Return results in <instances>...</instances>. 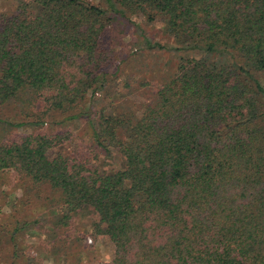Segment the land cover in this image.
I'll list each match as a JSON object with an SVG mask.
<instances>
[{
    "label": "trees",
    "instance_id": "1",
    "mask_svg": "<svg viewBox=\"0 0 264 264\" xmlns=\"http://www.w3.org/2000/svg\"><path fill=\"white\" fill-rule=\"evenodd\" d=\"M102 1L22 0L0 12V106L86 116L96 146L124 166L59 150L67 131L12 129L44 122L0 118V172L59 191L51 235L94 213L96 237L114 246L108 264H264V0ZM128 15L162 19L176 49L194 54L139 113L77 112L104 94L105 35ZM32 220L0 221L13 251L0 264H17L16 237Z\"/></svg>",
    "mask_w": 264,
    "mask_h": 264
},
{
    "label": "rangeland",
    "instance_id": "2",
    "mask_svg": "<svg viewBox=\"0 0 264 264\" xmlns=\"http://www.w3.org/2000/svg\"><path fill=\"white\" fill-rule=\"evenodd\" d=\"M22 0H0V12H14ZM25 1V0H24ZM104 5L102 0H92ZM112 46L113 58L109 63L108 82L103 95H89L79 113L96 112L103 107L112 112L139 113L142 105L150 101L157 89L177 72L181 55H193L177 50L176 41L166 33L162 19L147 21L142 15L117 18L105 35ZM147 40L160 43L149 47ZM257 77L264 84V73ZM21 101L0 106V118L14 122L40 121L43 125L12 128L14 132H30L37 128L54 133L69 132L70 140L60 145L67 154L88 155L99 168L112 171L124 166L122 155L113 150L107 155L98 148L86 116L69 119L67 113L42 111L27 107ZM29 181L14 171L0 172V221L15 213L17 218L30 221L16 237L19 255L17 264H108L114 256L113 243L106 236L96 237L93 231L97 216L89 210L77 214L71 228L58 226L53 235L54 215L51 209L58 203L60 193L47 184L32 187ZM45 213V214H44ZM44 214V215H43ZM35 233L28 234L27 228ZM52 229V230H51ZM50 236L48 237V235ZM91 239L92 241H90ZM12 245L0 240V256L12 255Z\"/></svg>",
    "mask_w": 264,
    "mask_h": 264
},
{
    "label": "built area",
    "instance_id": "3",
    "mask_svg": "<svg viewBox=\"0 0 264 264\" xmlns=\"http://www.w3.org/2000/svg\"><path fill=\"white\" fill-rule=\"evenodd\" d=\"M90 241H92L91 239H89Z\"/></svg>",
    "mask_w": 264,
    "mask_h": 264
}]
</instances>
